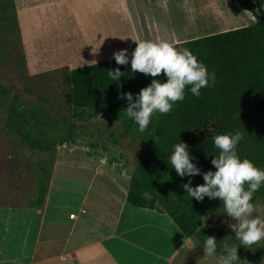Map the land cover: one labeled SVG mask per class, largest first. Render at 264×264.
Segmentation results:
<instances>
[{"label":"trees","instance_id":"1","mask_svg":"<svg viewBox=\"0 0 264 264\" xmlns=\"http://www.w3.org/2000/svg\"><path fill=\"white\" fill-rule=\"evenodd\" d=\"M236 1L241 8L257 16H253L251 24L181 43L182 48L190 49L209 72L215 73V84L202 88L198 97L186 90L184 100L177 101L172 111L154 113L144 132L126 116L128 101L120 98L124 92L138 93L153 79L139 71L132 72V53L127 54V65H118L113 57L72 68L62 66L59 72L63 101L69 108V119L64 118L62 123L51 119L50 112L39 105L23 104L12 86L0 83V113H8L9 119L4 123L7 132L31 148L52 153L55 145L73 141L79 120L102 116L119 122L126 137L144 142L128 179L127 202L166 213L185 236L203 243L211 233L207 226L201 225L202 218L215 207H222V201L207 196L203 200L187 196L182 185L189 177L179 176L167 163L173 146L180 141L186 143L201 172L215 171L211 160L218 155L219 149L213 137L239 130L244 138L237 145L238 155L264 168V0ZM9 8L13 10L10 18L6 15ZM257 9L260 10L258 14ZM0 19L7 21L8 31L16 28L22 45L14 0H0ZM23 61L26 66L25 54ZM116 68L123 75L119 81H112L107 73ZM156 78L165 79L163 73ZM57 129L64 132L56 141L53 132ZM49 178L50 171L42 169L35 185V198L30 203L32 206L42 205ZM203 182L200 174L191 177L192 186ZM258 200H264V187L253 193L252 203ZM200 227L201 231H197Z\"/></svg>","mask_w":264,"mask_h":264},{"label":"crops","instance_id":"2","mask_svg":"<svg viewBox=\"0 0 264 264\" xmlns=\"http://www.w3.org/2000/svg\"><path fill=\"white\" fill-rule=\"evenodd\" d=\"M135 1L14 0L27 64L72 68L113 58L120 49L133 52V39L182 42L144 8L149 0ZM93 155L55 159L42 205L0 204V264H175L182 251L203 245L166 213L127 202L123 157ZM61 164L75 167L77 177L56 180ZM84 167L92 171L88 178L77 171Z\"/></svg>","mask_w":264,"mask_h":264},{"label":"rangeland","instance_id":"3","mask_svg":"<svg viewBox=\"0 0 264 264\" xmlns=\"http://www.w3.org/2000/svg\"><path fill=\"white\" fill-rule=\"evenodd\" d=\"M160 2L165 5L164 8L160 7ZM142 4L145 9L152 12L151 16L172 29L171 38L182 42L243 27L254 21L252 12L241 8L236 0H149L148 3L143 1ZM6 15L12 17L13 10L9 8ZM6 23L5 19H0V83L12 86L23 104L43 107L50 112V118L57 120L58 123H62L64 118L69 119V108L63 101L64 89L59 72L62 66L51 65L35 69L29 67L27 60L25 66L23 61L25 51L23 45L19 44L17 30L13 27L8 31L5 28ZM182 42L175 44L178 48H182ZM130 53L132 52L127 54ZM83 61L86 60L74 61L71 64ZM8 119L7 111H2L0 113V204L31 203L35 198V185L42 174V169L49 170L55 159L70 161L84 153L87 157L94 154L92 157L98 158L97 154L105 153L108 160H118L120 156L123 157L126 160L128 173H131L136 158L144 147L143 141L134 142L130 137H126L119 122L97 116L79 120L76 123L73 141L57 144L51 149L52 153H48L31 148L19 139H13L12 133H8L4 125ZM63 132V130H55L54 140L60 139ZM97 163L103 170L107 168L105 163ZM118 166L120 169V165ZM75 170V167L66 164L58 165L55 178L71 180L77 177ZM77 171L84 178H88L92 173L87 167H84L83 171ZM253 204L255 211L252 215L264 216V200H258ZM230 222L234 221L224 213L223 206L215 207L202 218L201 225L207 226L211 235L216 237L217 255L222 251L224 243L235 246L240 244L235 238V232L229 227ZM238 256L240 260L237 264H252L249 261L264 264V240L249 248L240 245ZM174 262L175 264H217L216 257L205 254L202 244L191 252L182 251Z\"/></svg>","mask_w":264,"mask_h":264},{"label":"clouds","instance_id":"4","mask_svg":"<svg viewBox=\"0 0 264 264\" xmlns=\"http://www.w3.org/2000/svg\"><path fill=\"white\" fill-rule=\"evenodd\" d=\"M256 11L258 14L260 10ZM253 16L257 18L256 15ZM133 40L136 41V47L131 54L132 72L139 71L153 79L138 93L124 92L120 94V98L127 99L125 114L138 125L140 132H144L149 126L154 113L167 114L177 101H183L186 90L198 97L202 88L215 84V73L209 72L207 66L190 49L178 48L166 40ZM127 51L120 49L113 52L118 65L129 63ZM161 73L165 79L156 78ZM107 75L112 81H119L123 72L119 68L110 69ZM243 138L239 130L213 137V143L219 149L218 155H214L211 160L215 171L209 169L201 172L190 156L189 146L182 141L173 146L167 163L179 176L189 177L182 185L189 198L203 200L207 196L209 199L218 198L222 201L224 213L234 221L229 223V227L240 241L239 246L249 248L264 240V216L252 215L255 211L253 193L264 187V168L256 166L251 159L238 155L237 145ZM196 174L202 175L204 182L192 186L191 177ZM201 227L197 231H201ZM239 246L224 243L222 251L217 255L215 236H206L203 242L205 254L216 257L217 264H237L240 260Z\"/></svg>","mask_w":264,"mask_h":264},{"label":"flooded vegetation","instance_id":"5","mask_svg":"<svg viewBox=\"0 0 264 264\" xmlns=\"http://www.w3.org/2000/svg\"><path fill=\"white\" fill-rule=\"evenodd\" d=\"M249 262H251L252 264H260L259 262H256V261H249Z\"/></svg>","mask_w":264,"mask_h":264}]
</instances>
